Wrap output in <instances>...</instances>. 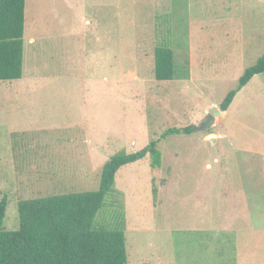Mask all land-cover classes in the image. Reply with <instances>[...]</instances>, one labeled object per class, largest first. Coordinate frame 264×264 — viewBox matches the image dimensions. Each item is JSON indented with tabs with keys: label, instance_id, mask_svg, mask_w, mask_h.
<instances>
[{
	"label": "rangeland",
	"instance_id": "374dc122",
	"mask_svg": "<svg viewBox=\"0 0 264 264\" xmlns=\"http://www.w3.org/2000/svg\"><path fill=\"white\" fill-rule=\"evenodd\" d=\"M23 38V87L0 81L5 230L20 201L95 192L111 156L158 140L160 166L121 167L94 226L124 232L128 264H264V74L160 139L221 111L264 53V0H25Z\"/></svg>",
	"mask_w": 264,
	"mask_h": 264
},
{
	"label": "trees",
	"instance_id": "16d2710c",
	"mask_svg": "<svg viewBox=\"0 0 264 264\" xmlns=\"http://www.w3.org/2000/svg\"><path fill=\"white\" fill-rule=\"evenodd\" d=\"M24 23L25 0H0V81L9 86L23 75ZM260 74H264V53L243 71L236 86L221 101L220 110L226 111L237 93ZM153 75L158 82L173 80L171 49L163 46L154 49ZM192 132V126L169 128L160 139ZM157 143L158 140H152L139 151L111 156L101 168L95 192L20 201L17 230L3 228L7 201L0 200V264H128L124 232L97 228L93 222L112 192L121 167L147 156L152 168L160 166Z\"/></svg>",
	"mask_w": 264,
	"mask_h": 264
},
{
	"label": "water",
	"instance_id": "95a60500",
	"mask_svg": "<svg viewBox=\"0 0 264 264\" xmlns=\"http://www.w3.org/2000/svg\"><path fill=\"white\" fill-rule=\"evenodd\" d=\"M223 111H219L216 107L211 108L209 113L205 116L203 122L198 127H193L194 131H204L208 128L211 122L214 120L215 116L221 114ZM209 139H214V135H209Z\"/></svg>",
	"mask_w": 264,
	"mask_h": 264
},
{
	"label": "crops",
	"instance_id": "0c3cea01",
	"mask_svg": "<svg viewBox=\"0 0 264 264\" xmlns=\"http://www.w3.org/2000/svg\"><path fill=\"white\" fill-rule=\"evenodd\" d=\"M23 41H24V38H23ZM23 46H24V43H23ZM23 55H24V47H23ZM25 79H24V73H23V75H22V78L20 79V80H18V81H16V82H13L14 84L13 85H15V84H17V85H20V87H23V85H24V83H23V81H24ZM13 85H12V87H13ZM11 87V86H10ZM26 87H28V86H26ZM71 127V126H70ZM67 144L69 143H75V142H69V141H67L66 142ZM79 143L83 146V148H85V145H86V143H88V138L87 139H80L79 140ZM74 150H77V149H74ZM82 155L84 156L85 154H83V152H82ZM86 156H84V158H85Z\"/></svg>",
	"mask_w": 264,
	"mask_h": 264
}]
</instances>
